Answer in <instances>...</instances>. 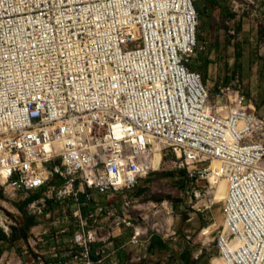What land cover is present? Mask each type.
Returning a JSON list of instances; mask_svg holds the SVG:
<instances>
[{
	"label": "built area",
	"instance_id": "obj_1",
	"mask_svg": "<svg viewBox=\"0 0 264 264\" xmlns=\"http://www.w3.org/2000/svg\"><path fill=\"white\" fill-rule=\"evenodd\" d=\"M199 28L194 0H0V189L38 196L29 211L47 220L64 205L78 264H105L114 233L134 228L119 195L170 153L189 181L227 182L220 259L264 264V114L239 87L213 96L190 68ZM142 238L135 229L130 244L148 247ZM58 249L21 264L58 260Z\"/></svg>",
	"mask_w": 264,
	"mask_h": 264
},
{
	"label": "rangeland",
	"instance_id": "obj_2",
	"mask_svg": "<svg viewBox=\"0 0 264 264\" xmlns=\"http://www.w3.org/2000/svg\"><path fill=\"white\" fill-rule=\"evenodd\" d=\"M232 1L194 0L200 16L199 46L204 49L198 50L190 68L203 75L213 96L220 88L239 87L246 99L257 102L261 114L264 113V21L263 24L243 21L248 5L240 2L234 13ZM234 14L240 17L234 20ZM159 164L161 158L157 168ZM195 188H205L210 196L196 204L192 196ZM224 190L221 185L210 188L203 180L189 181L186 171L177 167L176 157L170 153L158 172L140 180L134 190L119 195L114 207L132 219L134 228L114 233L112 245L106 249L105 264L115 261L118 264H214L215 259H220L215 238L223 224ZM32 197L19 194L12 198L0 189L3 220L0 227L5 233L9 228L8 236H12L13 228L18 230L15 240L0 241V264H21L22 256L31 257L36 250L51 252L55 247H60V259L47 256L48 264H78V253L72 250L77 223L73 218L58 222L64 206L60 203L52 206L57 212L52 221L31 214L28 204ZM75 208L72 205L67 210L72 214ZM30 218L35 224L24 240L21 229ZM110 221L103 224L106 228L103 236L109 235ZM135 229H139L142 242L149 241L148 247L143 244V248H136L130 244ZM206 229H210V237L203 236ZM152 244L155 247L151 250ZM144 247L148 248L147 252ZM144 253L146 259L134 261Z\"/></svg>",
	"mask_w": 264,
	"mask_h": 264
},
{
	"label": "crops",
	"instance_id": "obj_3",
	"mask_svg": "<svg viewBox=\"0 0 264 264\" xmlns=\"http://www.w3.org/2000/svg\"><path fill=\"white\" fill-rule=\"evenodd\" d=\"M256 5L254 6H247L245 10V15L243 16V21H248L257 24H263L264 21V0H255ZM234 13H237L236 8L233 10ZM240 17L238 14H234L232 18ZM246 98V96H245ZM247 103L258 110L257 102L253 99H246ZM259 112V110H258ZM264 114V113H261ZM26 264V263H25Z\"/></svg>",
	"mask_w": 264,
	"mask_h": 264
},
{
	"label": "trees",
	"instance_id": "obj_4",
	"mask_svg": "<svg viewBox=\"0 0 264 264\" xmlns=\"http://www.w3.org/2000/svg\"><path fill=\"white\" fill-rule=\"evenodd\" d=\"M38 196H33L29 202L37 199ZM35 224V221L34 219H29L28 221L24 222L23 226H22V229H21V232H22V235H23V238L24 240H26L27 238V234L30 230V228ZM14 231L12 232V236H8L3 230L2 228L0 227V241H3V242H6V241H10V240H15L17 238V234H16V231H18L16 228H13ZM154 244H152L151 246V250L152 248L154 249ZM184 255V254H183ZM185 257V255L183 256Z\"/></svg>",
	"mask_w": 264,
	"mask_h": 264
},
{
	"label": "bare ground",
	"instance_id": "obj_5",
	"mask_svg": "<svg viewBox=\"0 0 264 264\" xmlns=\"http://www.w3.org/2000/svg\"><path fill=\"white\" fill-rule=\"evenodd\" d=\"M158 157H159V159L161 158L160 156H158ZM159 159H158V161H159ZM156 167H157V164H156ZM216 167H218V164L217 163H215L213 165V168L214 169ZM220 185H221V190H224V188H225V190H224V196H225L224 199H225L226 196H227V190H228L227 182L225 180H220L218 182H213L212 188H218ZM222 194H223V191H222ZM0 222H2L1 219H0ZM205 231H206L205 234H209L210 233V229H206ZM214 264H225V262L222 259H215L214 260Z\"/></svg>",
	"mask_w": 264,
	"mask_h": 264
}]
</instances>
